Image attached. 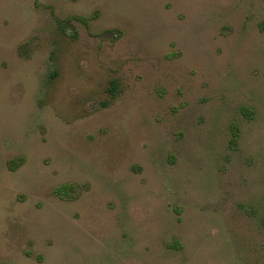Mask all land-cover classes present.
Segmentation results:
<instances>
[{
  "label": "rangeland",
  "instance_id": "obj_1",
  "mask_svg": "<svg viewBox=\"0 0 264 264\" xmlns=\"http://www.w3.org/2000/svg\"><path fill=\"white\" fill-rule=\"evenodd\" d=\"M0 264H264V0H0Z\"/></svg>",
  "mask_w": 264,
  "mask_h": 264
},
{
  "label": "trees",
  "instance_id": "obj_2",
  "mask_svg": "<svg viewBox=\"0 0 264 264\" xmlns=\"http://www.w3.org/2000/svg\"><path fill=\"white\" fill-rule=\"evenodd\" d=\"M17 166H11L12 169L16 168ZM73 189V185L72 184H64L61 185L60 187H58L55 191L56 193L60 196V197H66V195L68 193H70Z\"/></svg>",
  "mask_w": 264,
  "mask_h": 264
}]
</instances>
